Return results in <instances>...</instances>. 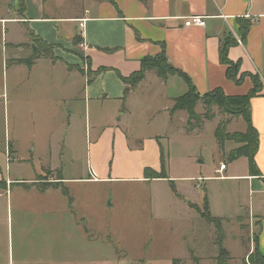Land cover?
<instances>
[{"label":"rangeland","instance_id":"obj_1","mask_svg":"<svg viewBox=\"0 0 264 264\" xmlns=\"http://www.w3.org/2000/svg\"><path fill=\"white\" fill-rule=\"evenodd\" d=\"M66 5L63 4L65 12ZM22 6L21 0H0V16L15 9L19 18ZM4 57L0 50V91L5 95L0 97V142L5 143L7 133L11 139H18L21 146L28 145L30 141L42 145L50 128L44 130L43 121L52 122L54 119L53 143L58 151L56 163L62 165L65 178H89L88 165L95 170L97 163L101 164L98 178H113L115 172L122 175L125 154L115 150L110 152L119 141V135L115 138L114 132L109 133L107 142L105 139L108 147L103 150L99 146L87 145L89 140L86 137V114L88 118L90 114L93 122L97 119L92 127L97 123L105 126L112 122L115 104L98 103L86 109L81 103L63 108L59 98L65 96L66 89L50 68V62H42L30 77L26 65L18 70L16 65L19 63L10 57L2 70ZM80 58L77 60H81L79 68L92 78L90 58L85 54ZM78 78V82L76 79L69 81L70 94L77 84L78 87L83 86V78ZM3 80H6L5 87L2 86ZM36 87L39 97H33ZM152 90L157 91L155 88L148 91L144 87L135 94L137 97L132 95L134 112L127 115V119L121 118V122L125 126L123 132L128 133L132 140L147 141L148 151L154 148L153 140L159 141L162 150L159 148L158 151L162 152L161 161L168 179L144 182L117 179L69 181L54 191H48L45 196L15 193L12 201L6 191H0V264H171L177 258L186 257L189 258L181 260L183 264H199L196 258L202 259L201 264H216L215 256L219 255V250L214 226L201 220L199 226L203 230L196 227L197 237L188 240L180 227L187 223L186 217L193 216L188 212V202L202 206L206 193L204 188H207L210 205H213L217 216H234L237 202L248 201L243 182L221 179L222 176L246 174L248 160L239 158L232 162L229 155L239 145L226 142L222 148L216 139L220 123L228 124L226 130L231 134H246L245 115L243 112L242 115H231L217 106L212 111L214 118L208 120L204 115V105L199 104L196 112L201 116L200 123L196 120L189 122L190 118L185 113L173 117L163 112V108L171 103ZM8 101L5 113L2 103L7 104ZM68 110L74 114L71 128L68 122L63 125ZM99 150L102 155L98 154ZM100 156L102 159L99 160ZM0 163L6 166L2 152ZM222 163L228 166V170L218 174L216 170ZM12 165L13 172L20 174L22 179L35 177L32 165ZM34 165L38 168L37 160ZM104 172L107 174L103 175ZM44 175L36 178L38 188L40 185H59L56 179L54 182ZM173 182L178 192L173 190ZM9 184L6 183V187ZM21 184L27 187L34 185ZM196 184H202V189ZM227 220L224 226L230 238L227 237L225 247L235 255L236 247L246 243L248 219L242 213L239 218ZM238 234L243 237L241 240ZM242 263V257L238 256L235 261L228 262Z\"/></svg>","mask_w":264,"mask_h":264},{"label":"crops","instance_id":"obj_2","mask_svg":"<svg viewBox=\"0 0 264 264\" xmlns=\"http://www.w3.org/2000/svg\"><path fill=\"white\" fill-rule=\"evenodd\" d=\"M21 1L23 6L19 18L16 16L15 9L8 13V16H0V50L5 54V59L2 58V70L10 57L19 63L16 65L18 70L26 65L29 74H31L30 77H32L36 67L42 62L48 61L53 73L61 79V86L66 89L65 96L59 98L63 108L71 106V104L80 105L82 103L87 109L93 104L112 105L114 103L112 122L105 126L97 123L92 127V123L97 119L93 122L90 114V119L86 114V137L89 140L87 145L99 146L100 150H103L108 145L106 142L109 133L113 134L114 132L115 138L119 135V141L110 152L115 150L116 153H124L125 157L122 160L124 162L122 175L115 172L113 178H108V176L98 178L97 172L101 164L97 163L98 165L94 167L95 170L90 164L88 165L89 178L67 179L64 177L62 165L56 163L58 151L53 143L55 121L54 119L52 122L50 120L43 121L44 130L50 128L42 145L30 141L28 145L21 146L18 139H11L7 133L5 134V143L0 142V152L4 154L6 165L5 169L4 165L0 163V191H6L12 201L15 193L21 196L26 194L45 196L48 191H54L69 181L99 182L117 179L144 182L168 179V176L167 178L152 179L145 175L146 170L157 174L162 171L164 163L162 164L161 161L162 152L158 151L159 148L162 150L159 141L156 139L154 142L153 140L154 148L152 151H148L147 141L144 139L132 140L128 133L123 132L125 126L121 122V118L127 119V115L134 112L132 105L135 102L132 95L138 94L144 87L148 91L150 88L157 89L155 92H158L162 99L171 103L169 107L163 108V112L167 114H171L175 104L174 100L189 92L190 85L181 76L171 74L167 80H163L154 70H148L144 79L135 88L124 83L123 79L141 70L143 61H154L164 53L169 66H173L187 75L200 97L218 89L227 97L247 96L255 86L254 78L262 86V91L251 98L249 105L251 125L258 133L259 148L254 159L261 176L250 174L248 168V172L244 175L234 174L221 177L222 180L243 182L244 189L248 193V201L241 203L239 200L237 202L238 207L234 216L228 217L225 214L217 216L214 214L213 205H210L207 188H204L206 193L202 206L191 201L188 202L190 209L188 212L193 213V216L186 217L187 223L180 228H182L186 240L194 239L197 237L195 228L200 227L199 225L204 221L214 226L217 235L215 224L205 215H209L212 219L223 220L222 230L225 235L223 246L225 247L229 235L226 234L224 223L227 224L229 218H239L243 213L248 219L246 222V243L236 247L235 255L227 247L225 248L229 250L232 261H235L237 256L242 257L243 260L255 250L257 237L258 249L264 255V0ZM64 3L68 4L66 12L63 10ZM193 16L205 17L206 26L186 27L185 20ZM83 20L85 21L83 22ZM81 21L82 26L80 25ZM80 37L81 40H79ZM40 45L42 49L49 48L56 60L43 56L34 60V56L40 50ZM223 51H225L227 60L239 70L237 78L240 79V82L228 77V66L221 61ZM81 54L90 58L92 78H88L78 71L81 60H79L80 62L77 60ZM20 61L32 63L25 64ZM78 76L83 78L84 84L79 87L77 84L73 93L70 94L68 91L69 81L76 79L78 82ZM5 85L6 80H3L2 86L5 87ZM35 89L36 93L33 97H39V89L37 87ZM155 92L153 91V93ZM2 104L6 113L9 101L7 104ZM85 112L87 113V110ZM178 113H185L190 118V115L185 111L175 112L171 116L176 117ZM73 116L74 114L68 110L66 117L63 118V125L65 126L68 122L69 128H71ZM63 143L65 145V139ZM100 150L98 154L102 155ZM100 159H102L101 156ZM36 160L38 168L34 165ZM14 163L20 167L32 165L35 177L30 180L22 179L20 174L13 172L12 164ZM227 170L228 166L226 165L225 171ZM132 173L135 175L130 176ZM44 174L51 180L56 179L59 185L45 187L40 185L38 188L35 185L38 183L36 178ZM55 174L57 176L54 177ZM106 174V172L103 173V175ZM198 181L200 182V180ZM8 182L10 184L6 187ZM24 182L34 185H31L32 187L22 186L21 183ZM173 186L177 191L174 182ZM196 186L201 189L203 187L202 184H196ZM238 186L240 185L238 184ZM205 199L207 204H205ZM200 228L203 230L202 227ZM238 235L241 240L243 237L241 234ZM217 240L218 235L216 242ZM217 257L215 256V258ZM186 258L181 260H186ZM196 259L200 261L199 264L202 263V259Z\"/></svg>","mask_w":264,"mask_h":264},{"label":"trees","instance_id":"obj_3","mask_svg":"<svg viewBox=\"0 0 264 264\" xmlns=\"http://www.w3.org/2000/svg\"><path fill=\"white\" fill-rule=\"evenodd\" d=\"M82 38L80 37L79 40ZM223 58L222 62L228 66V77L230 79L235 80L236 82H240V79L237 78L238 74V69L235 65L230 63L227 58L225 51L222 52ZM40 56L43 57H48L52 58L53 60H56L53 57V54L49 48H41L40 45V50L39 52L34 56L35 58H38ZM33 60V61H34ZM20 62H25L28 64H31L32 62L30 61H20ZM148 70H154L158 74V76L163 79L167 80L168 77L171 74H177L181 76L186 83L190 85V90L189 92L179 98H176L175 104L172 108L171 115L174 114L175 112L178 111H185L188 115H190V122L192 120H196L197 123H200L201 121V116L196 114V108L199 104H203L206 113L204 114L206 116V119L212 120L214 118V115L212 114L213 108L214 107H219L224 109V111L228 114H240L243 112L244 120L247 124V133H240V132H234L233 134L229 133L226 130V126L228 124L220 123L218 125V128L216 129V139L219 143V145L222 146V148L225 147L226 142H235L239 144L240 146L238 148H235L234 150L231 151L229 155V159L234 162L235 160L239 158H246L249 160V172L250 174L254 176H261L258 167L256 165L254 156L259 148L258 144V133L255 129H253L251 125V118L249 114V105H250V100L253 96H256L259 92L262 91V86H260L259 81L254 78V88L253 90L247 94V96L243 97H227L224 95V93L218 89L215 92L206 94L202 97L198 94L196 88L191 85L190 80L188 79L187 75H185L183 72L180 70L174 68L173 66H169L167 62V58L165 54L163 53L159 59H156L154 61H143L142 62V67L141 70L138 73H135L131 75L130 77H127L126 79H123L125 84L130 85V87L135 88L138 83L141 82V80L144 79L145 74ZM80 73H82L84 76H87L83 69H78ZM251 135V136H250ZM145 175L148 178L152 179H159V178H167V174L165 171V167L163 166L162 171L157 174L151 170H146ZM59 177H61L59 175ZM61 180V178H59ZM60 183V182H59ZM173 186V185H172ZM173 190L175 191V187L173 186ZM205 204H207V200L205 199ZM208 220H211L216 227L217 235H218V240H217V246L219 250V255L216 258V264H228L229 261L232 260L231 254L229 250H227L223 246V240H224V233L222 230V222L223 220L219 219H212L209 215H205ZM254 251L248 258L243 259V264H264V255L260 252V249H258V242H257V237L255 239V247ZM195 261L198 262V259ZM248 261V262H247ZM172 264H183V262L180 259H176L172 262Z\"/></svg>","mask_w":264,"mask_h":264},{"label":"built area","instance_id":"obj_4","mask_svg":"<svg viewBox=\"0 0 264 264\" xmlns=\"http://www.w3.org/2000/svg\"><path fill=\"white\" fill-rule=\"evenodd\" d=\"M85 20H83V22H84ZM206 22H205V17H203V16H193V17H189V18H187L186 20H185V23H184V25L186 26V27H200V26H202V27H205L206 25ZM81 26H82V21H81V24H80ZM0 97H5V95H3L2 93H1V91H0ZM226 169V164L225 163H222L221 165H220V168H219V170L217 171V173L219 174L220 172H222L223 170H225ZM1 175V174H0ZM10 182H8V184H9ZM248 262V261H247Z\"/></svg>","mask_w":264,"mask_h":264},{"label":"water","instance_id":"obj_5","mask_svg":"<svg viewBox=\"0 0 264 264\" xmlns=\"http://www.w3.org/2000/svg\"><path fill=\"white\" fill-rule=\"evenodd\" d=\"M35 51H36V48H35ZM35 51H34V52H35Z\"/></svg>","mask_w":264,"mask_h":264}]
</instances>
